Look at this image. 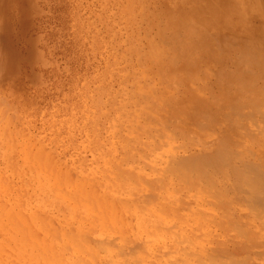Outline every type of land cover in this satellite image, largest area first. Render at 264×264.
<instances>
[{
	"label": "rangeland",
	"instance_id": "rangeland-1",
	"mask_svg": "<svg viewBox=\"0 0 264 264\" xmlns=\"http://www.w3.org/2000/svg\"><path fill=\"white\" fill-rule=\"evenodd\" d=\"M263 6L264 0H0V264H29L33 249L28 250V259L30 248L24 243L27 248L22 249V256L21 237L26 233L23 237L31 240L33 232L42 236L44 229L58 228L63 219L57 207L35 205L36 186L29 165L40 149L43 158L61 162L72 178L85 168L101 183V192L128 199L121 190H135L139 185L144 192L139 176L152 164L144 159L149 140L170 143L165 146L169 156L176 153V162H170H181L174 164L178 172L194 175L202 171H196L201 182L210 179L211 189L220 196L227 187L225 197L217 198L222 203L225 199L223 205H196L193 197L184 206L188 209L181 205L185 211L206 208L208 214L213 213L208 216L207 236L200 241L207 252L203 263L231 264L238 259L233 264H264V223L260 226L259 222L264 220ZM240 44L256 53L252 60L246 61V56L241 63L246 50L241 53L245 46ZM234 45L240 52H235ZM250 54L254 55L249 50ZM133 140L137 143L132 146ZM106 174L120 175V184L106 182ZM151 183L157 184L155 180ZM206 191L205 200L216 201L215 192L208 190L209 195ZM254 206L262 213L252 210ZM124 208L117 205L118 224L123 230L128 227L129 233L134 214L122 219ZM213 208L221 211L214 213ZM258 212L263 218H258ZM50 214L51 221L46 218ZM240 222L246 224L240 229L245 235L237 231ZM21 227L26 231L19 234ZM249 231L256 233L252 241ZM88 233L89 238L110 239L114 245L119 239V233L112 231ZM143 239L119 248L121 257L129 258L128 252ZM176 244L178 249L182 246ZM105 259L98 263L108 264ZM170 259L173 262L176 257ZM196 260L186 264H198Z\"/></svg>",
	"mask_w": 264,
	"mask_h": 264
},
{
	"label": "bare ground",
	"instance_id": "bare-ground-1",
	"mask_svg": "<svg viewBox=\"0 0 264 264\" xmlns=\"http://www.w3.org/2000/svg\"><path fill=\"white\" fill-rule=\"evenodd\" d=\"M129 2V1H128ZM124 3V2H123ZM260 3V2H259ZM255 5V4H254ZM261 5V4H260ZM133 7V6H132ZM240 7V6H239ZM264 7V6H263ZM121 8V7H120ZM127 8V7H126ZM131 8V7H130ZM134 8V7H133ZM223 10V9H222ZM200 11V10H199ZM231 11V10H230ZM234 11V10H233ZM237 11V10H236ZM234 11V12H236ZM131 12V11H129ZM239 12V11H238ZM241 12V11H240ZM237 13V14H240ZM126 13V12H125ZM169 13V12H168ZM172 13V12H170ZM169 13V15H170ZM197 13V12H196ZM218 13V12H217ZM216 13V15H217ZM245 13V12H244ZM179 14V13H178ZM214 14V13H213ZM242 14V12H241ZM184 15V14H183ZM200 15V14H199ZM212 15V14H211ZM223 15V14H222ZM221 15V16H222ZM177 16V15H176ZM186 16V15H185ZM194 16V15H193ZM203 16V15H201ZM206 16V15H205ZM227 16V15H226ZM168 17V16H167ZM182 17V16H181ZM188 17V15H187ZM186 17V18H187ZM215 17V16H214ZM213 17V18H214ZM242 17H244L242 15ZM240 16V18H242ZM153 18V17H152ZM184 20V16L182 17ZM195 18V17H194ZM208 19V16L206 17ZM205 18V20H206ZM211 17H209L210 19ZM180 19V18H179ZM188 20L191 18H187ZM203 19V18H202ZM168 20H170L168 18ZM174 20L176 21V19L174 18ZM187 20V21H188ZM186 20L183 21L187 22ZM198 21V20H197ZM209 21V20H208ZM195 24V21H192ZM240 22V21H239ZM190 24V22H188ZM197 23V22H196ZM208 23V22H207ZM206 23V24H207ZM210 23V22H209ZM199 24V22H198ZM197 24V25H198ZM205 24V23H203ZM247 23H245L246 25ZM201 25V24H199ZM198 25V26H199ZM226 25V24H225ZM164 26V25H163ZM167 26V25H165ZM181 26V25H180ZM197 26V27H198ZM173 27V26H172ZM184 27V26H183ZM192 27V26H190ZM196 27V28H197ZM199 27H203L202 25ZM225 27V26H224ZM244 27V26H243ZM247 27V26H246ZM250 27V26H249ZM171 28V26H170ZM207 28V26H206ZM209 28V27H208ZM212 28V27H211ZM248 28V27H247ZM242 29V28H241ZM165 30V29H164ZM195 30V27H194ZM198 30V29H197ZM200 30V29H199ZM212 30V29H210ZM246 30V29H244ZM243 30V31H244ZM196 31V30H195ZM235 31V30H234ZM232 31V32H234ZM164 32V31H163ZM194 32V31H193ZM197 32V31H196ZM203 32V30H202ZM162 33V32H161ZM192 33V30H191ZM208 33V32H207ZM206 33V34H207ZM211 33V32H210ZM156 34V33H155ZM199 34V31L198 33ZM236 34V32H235ZM204 35V33H203ZM159 36V35H158ZM200 36V35H199ZM234 36V35H233ZM160 37V36H159ZM172 37V36H171ZM192 37V35H191ZM202 37V34H201ZM206 37H208L206 35ZM181 38V37H180ZM245 38V37H244ZM163 39V38H162ZM166 39V38H165ZM234 38H232L231 40H233ZM246 39V38H245ZM243 40V39H242ZM158 41V40H157ZM237 40H235L234 42H236ZM160 42V41H159ZM199 42V41H198ZM238 43V42H237ZM244 43V42H242ZM233 44V42H232ZM246 44V43H245ZM263 43H261L262 45ZM193 45V44H192ZM203 45V44H202ZM226 45V44H225ZM254 45V44H253ZM159 46V45H158ZM232 46V45H231ZM241 46V48L245 45H239ZM239 46L238 50L236 45H234L233 47H236L235 52H240L239 50ZM248 46V43H247ZM247 46H245L247 48ZM255 46V45H254ZM161 47V46H160ZM164 47V46H163ZM244 47V50H242L241 53H243V51L246 50V54L244 52L245 57H240V59H244L247 58L246 56H248V60L245 59L246 61L252 60L253 56L256 55V53L254 54V51H252L250 48L247 50ZM258 47V46H257ZM256 47V48H257ZM168 48V47H167ZM170 48V47H169ZM202 48V47H199ZM226 48V47H225ZM254 48V50L256 49ZM162 50V49H161ZM201 50V49H200ZM228 50V49H227ZM249 50L250 52H253L254 55H247L249 54ZM258 50V48L256 49ZM259 51V50H258ZM262 51V50H261ZM171 52V51H170ZM169 52V53H170ZM232 52V51H231ZM230 52V53H231ZM264 52V51H263ZM163 53V52H162ZM165 53V52H164ZM261 53V52H259ZM160 54V53H158ZM157 54V56H158ZM240 54V53H239ZM264 56V53H261ZM162 56V55H161ZM236 56V55H235ZM241 56V55H240ZM252 56V58H250ZM156 57V56H155ZM159 57V56H158ZM193 58V57H192ZM263 58V57H262ZM261 58V59H262ZM256 59V63H257V58ZM153 60V59H152ZM188 60V59H187ZM264 59H262V64H264L263 61ZM241 61V60H240ZM184 62V61H183ZM206 62V61H205ZM251 62V61H250ZM210 63V62H207ZM240 63V62H239ZM244 63V60L243 62ZM240 63V64H241ZM248 65L252 64L249 62H246ZM261 63V62H260ZM184 64V63H183ZM258 64V63H257ZM182 65V64H181ZM243 65V64H241ZM240 65V66H241ZM179 66V65H178ZM186 66V65H185ZM206 66V65H205ZM245 68L247 66L243 65ZM250 66V65H249ZM200 67V66H199ZM242 67V66H241ZM192 68V67H191ZM189 69V68H188ZM181 71V70H180ZM187 72V71H186ZM184 73V71H183ZM264 81V79H261ZM252 81H250V85L251 87L252 85ZM255 82V81H254ZM253 82V83H254ZM261 89V88H260ZM263 90V89H262ZM192 94V93H191ZM242 94V92L240 93ZM146 95V94H145ZM135 96V95H134ZM197 97V96H196ZM262 97V96H261ZM264 97V96H263ZM262 97V98H263ZM246 98V97H245ZM249 98V97H248ZM247 98V99H248ZM146 99V98H145ZM203 99V98H202ZM237 99V98H236ZM242 99V98H241ZM253 99V98H252ZM258 99V98H257ZM141 100V99H140ZM235 100V99H234ZM264 101V99H262ZM248 101V100H247ZM254 101V100H253ZM256 101V100H255ZM237 102V101H235ZM234 102V104H235ZM239 102V99H238ZM251 102V101H250ZM257 102V101H256ZM261 102V101H260ZM194 103V102H193ZM197 103V102H196ZM241 103V102H239ZM253 103V102H252ZM195 104V103H194ZM231 106L232 109H234ZM261 104V103H259ZM264 104V103H262ZM261 104V105H262ZM239 106V105H237ZM256 106H258L256 104ZM259 107V106H258ZM236 108V107H235ZM241 108V107H240ZM239 108V109H240ZM261 108V107H260ZM238 110V108H236ZM142 110V109H141ZM241 110V109H240ZM262 110V109H261ZM264 110V109H263ZM236 115V114H235ZM129 117V116H128ZM227 117V116H226ZM230 117V116H229ZM232 117V116H231ZM233 118V117H232ZM236 118V117H235ZM230 119V118H229ZM234 119V118H233ZM261 120V119H260ZM122 121V120H121ZM264 121V120H263ZM191 122V121H190ZM235 122V120H234ZM238 123V122H236ZM240 124V123H239ZM140 125V124H139ZM209 125V124H208ZM230 125V124H229ZM228 125V126H229ZM263 125V123H262ZM148 127V126H147ZM207 127V125H206ZM236 127V126H235ZM140 128V127H139ZM181 128V127H180ZM145 129V128H144ZM231 129V128H229ZM120 130V129H118ZM151 130V129H150ZM211 130V129H210ZM168 130H166L167 132ZM172 131V130H171ZM131 132V131H129ZM154 132V131H153ZM115 133V132H114ZM117 133V132H116ZM257 133H259L257 131ZM261 133V131H260ZM152 134V133H151ZM161 134V133H160ZM176 134V133H175ZM155 135V134H154ZM153 135V136H154ZM157 135V134H156ZM174 135V134H173ZM261 135V134H260ZM136 136V135H135ZM149 136V135H148ZM167 136V135H166ZM165 136V137H166ZM151 137V136H150ZM168 137V136H167ZM9 138V137H8ZM155 139V138H154ZM166 140V139H165ZM173 140V138H172ZM216 140V139H215ZM97 141V140H96ZM119 141V140H118ZM129 141V140H128ZM153 141V140H152ZM151 140H149L147 142L146 145V149L147 151L144 153V159L148 160V163L152 162V165L150 166L148 172L143 176H139L140 179L142 180V182H139V184H141L143 186L144 192H142V190H140V186L137 185V189H123L121 190L122 192L120 193L123 197L128 198V199H124L121 198L119 196H110V193H104L101 192L99 189V185L101 184L95 177H90V174L88 172H86L85 168H81L82 170L78 173L76 179L72 178L69 175V172L67 171V169L61 167L60 163H58L55 160H52L53 162H51L50 159L43 158L42 156V149H40L39 147L36 149V151H38V149H40L39 155L38 154H34L33 156V161L31 163L30 161V165H29V170L32 171V182H34L35 184V189L33 190V197H35L37 199V202L35 203V205L39 208L42 207L43 205L46 206H55L57 207L62 213H63V219L60 221V226L58 228H52V227H47L48 229H44V232L42 233V236H38L37 233L33 232L34 237H32L33 239L29 240V238L26 236L25 238L23 236H25V232L26 229L21 227V232L19 231L18 233L21 234L22 232H24L23 236L21 237V243L19 244V246L21 245L23 248H20V252L22 251V249H26L27 247H29L30 249H27V251L33 249L32 252V259L30 258V253L29 251L27 252V254L29 255L28 257V263L30 264L32 262V264H97L98 261H101L100 259H104V257H106L107 259H105L108 264H140L141 262H147L149 264H186L187 262H189L190 260H194L197 258L196 262L198 264H204L203 262H205V255H206V250L203 248V245L200 243V241L204 238H206L207 236V232H206V224H207V220H208V216L210 215V212L208 214L207 209L206 208H202L200 210L198 209H189L188 211H185L184 207L185 205H187V202L189 199H192L191 197H193V202H195L196 205H223L225 202V199H221L224 200L223 203L220 202V200H218L217 198L220 196L217 194V191H215L216 189L212 188L211 189V182L210 179L209 181H207V183H209L208 185L204 184L203 182H201V180L198 177V174L196 173H192L194 175H188L187 172H184L183 170L181 171H177L178 170V166L176 167V165L174 164H178V163H171L172 161L176 162L175 160H177L176 153L172 154V156L174 155L173 159L172 156H169V150L167 148V146H165L166 144H170L168 141L166 143H156V142H152ZM175 141V140H174ZM210 141V140H209ZM222 141V140H221ZM220 141V142H221ZM252 141V140H251ZM264 141V140H262ZM120 142V141H119ZM163 142V141H161ZM226 142V140H225ZM238 142V141H237ZM98 143V142H96ZM137 143L135 140L132 141V146ZM127 144V143H126ZM204 144V143H203ZM219 144V143H218ZM231 144V143H230ZM95 145V143H94ZM122 145V143H121ZM215 145V144H214ZM217 145V144H216ZM222 145V144H221ZM224 145H226V143H224ZM117 146V145H116ZM119 146V145H118ZM129 146V143H128ZM174 147L172 148H175ZM229 146V145H228ZM34 147V146H33ZM112 147V146H111ZM110 147V148H111ZM127 147V146H126ZM220 147V146H219ZM235 147V146H234ZM117 148V147H116ZM138 148V147H137ZM172 148H169L172 150ZM229 148V147H228ZM122 149V148H121ZM126 149V148H125ZM139 149V148H138ZM215 149V148H214ZM219 149V148H218ZM221 149V148H220ZM112 150V149H111ZM120 150V149H119ZM176 150V149H174ZM222 150V149H221ZM106 151V149H105ZM108 151V150H107ZM116 151V150H115ZM114 151V152H115ZM139 151V150H137ZM233 150H231L232 152ZM44 152V149H43ZM100 152H104L103 150H101ZM122 152V151H121ZM223 152V151H222ZM237 152V150L235 151ZM112 153V152H111ZM118 153V152H117ZM126 153H128L126 151ZM165 153V154H164ZM226 153V152H225ZM239 153V152H238ZM254 153V152H253ZM44 154V153H43ZM107 154V153H106ZM131 154V153H130ZM129 154V155H130ZM133 154V153H132ZM137 154V153H136ZM222 154V153H221ZM229 154V153H228ZM227 154V155H228ZM49 155V154H47ZM105 155V154H104ZM112 155V154H111ZM115 155V154H114ZM134 155V154H133ZM132 155V156H133ZM143 155V154H142ZM167 156V158L164 157ZM234 155V154H233ZM171 157V160L169 157ZM229 156V155H228ZM49 157V156H48ZM118 157V156H117ZM135 157V156H134ZM176 157V158H175ZM225 157V156H224ZM232 157V156H231ZM105 158V157H104ZM129 158V157H128ZM131 158V157H130ZM32 159V158H31ZM30 159V160H31ZM120 159H121V154H120ZM122 160V159H121ZM120 160V162H121ZM126 160V159H125ZM182 160V159H181ZM218 160V159H217ZM123 161V160H122ZM131 161V160H130ZM137 161V160H136ZM160 161V162H159ZM168 161V163H167ZM171 161V162H170ZM237 161V160H236ZM128 162V159H127ZM126 162V163H127ZM123 163V162H122ZM181 163V162H180ZM179 163V164H180ZM233 163V162H232ZM63 164V163H62ZM105 164V162H104ZM178 164V165H179ZM65 165V164H64ZM233 165V164H232ZM30 166L32 168H30ZM130 166V165H129ZM145 166V165H144ZM205 166V165H204ZM207 166V165H206ZM219 166V165H218ZM228 166V165H227ZM251 166V165H250ZM181 167V166H180ZM222 167V165H221ZM224 167V166H223ZM242 167V166H241ZM252 167H254V165H252ZM257 167V165L255 166V168ZM140 168V167H139ZM147 168V167H146ZM184 167L182 166V169ZM259 169V167H257ZM181 169V168H180ZM219 169V168H218ZM235 169V168H233ZM237 169V167H236ZM113 170V169H110ZM118 170V169H117ZM184 170H187L184 168ZM192 170V169H191ZM190 170V171H191ZM205 171V169H203ZM207 170V169H206ZM220 170V169H219ZM231 170V169H230ZM241 170V168H240ZM261 170V169H260ZM259 170V172H261ZM88 171V170H87ZM189 171V173H190ZM193 171V170H192ZM191 171V172H192ZM209 171V170H207ZM236 171V170H235ZM243 171V170H242ZM257 171V170H256ZM178 172V173H177ZM197 172H200L197 171ZM202 172V171H201ZM200 172V174H201ZM220 172V171H219ZM237 172V171H236ZM203 173V172H202ZM206 173V171H205ZM240 173V172H239ZM243 173V172H242ZM71 174V173H70ZM191 174V173H190ZM207 175V174H206ZM256 175V174H255ZM260 175V174H259ZM131 176V175H130ZM209 176V175H208ZM207 176V177H208ZM236 176V175H235ZM239 176V175H238ZM210 177V176H209ZM262 177V176H261ZM190 182L187 183L186 181L188 179H190ZM211 178V177H210ZM244 178V177H243ZM242 178V179H243ZM262 179V178H261ZM105 180L106 182L109 181H114V183H116L117 185L120 184L121 179H120V175L114 174L112 175V177H108V174H106L105 176ZM155 180L157 182L154 183L156 184L157 188L155 189L154 185H152L151 181ZM207 180V179H206ZM234 180V179H233ZM215 183L217 182L216 180ZM237 181V180H236ZM239 183L241 180H238ZM245 181V180H244ZM234 182V181H233ZM232 182V183H233ZM242 182V181H241ZM249 182V180H248ZM204 185H203V184ZM214 184V183H213ZM219 185V183H217ZM247 184V183H246ZM245 184V185H246ZM122 185V184H121ZM211 185V186H210ZM222 185V184H221ZM234 185V184H233ZM244 185V184H243ZM244 185V187H245ZM207 186V187H206ZM216 186V184H215ZM256 186V185H255ZM205 187V188H204ZM209 187V189H207ZM213 187V186H212ZM217 187V186H216ZM215 187V188H216ZM222 186L218 187L221 188ZM232 187V185H231ZM249 187V186H248ZM121 188V187H120ZM225 190H221V192L226 191L227 187H223ZM99 189V190H98ZM214 189V192L217 194H215L212 190ZM246 189V187H245ZM251 189V187L249 188ZM256 189V188H255ZM4 190V189H3ZM207 190V191H206ZM208 190H211L214 193V196H216V201H211L208 197V202L205 200L206 197L204 198V193L205 191L208 193ZM235 190V189H234ZM260 190V189H257ZM261 191V190H260ZM259 191V192H260ZM219 192V191H218ZM219 192V194L221 193ZM221 193V196L223 194L222 197L224 196V193ZM241 192V191H240ZM258 192V191H257ZM264 192V191H263ZM206 193V194H207ZM228 193V197L231 198L232 194H229L230 192H226V196ZM237 193V191H236ZM243 193V192H242ZM209 195L212 194L211 192L208 193ZM207 194V195H208ZM234 194V193H233ZM251 194V193H250ZM230 195V196H229ZM244 195V194H243ZM249 195V194H248ZM247 195V197H248ZM253 195V193H252ZM261 195V194H260ZM263 195V194H262ZM212 196V195H211ZM220 196V197H221ZM238 196V195H236ZM234 198H237V197ZM254 196V195H253ZM252 196V197H253ZM130 197V198H129ZM189 197V199H188ZM219 197V198H220ZM221 197V198H222ZM251 197V196H250ZM13 198V197H12ZM232 198V199H234ZM245 198V196H244ZM260 198V197H259ZM264 198V195H263ZM204 199V200H202ZM228 199V198H227ZM231 199V202L233 201ZM249 198H247L248 200ZM34 200V199H33ZM220 202L218 204V201ZM236 200V199H235ZM234 200V201H235ZM238 199L236 200V203ZM261 201V199H259ZM264 202V199H262ZM226 201H230V200H226ZM241 201V199H240ZM251 201V200H250ZM35 202V201H34ZM46 202L48 203V205L46 204ZM192 202V203H193ZM214 202V204H213ZM258 202V201H257ZM190 204L191 201L189 202ZM234 203V202H233ZM232 203V204H233ZM240 202L238 201V204ZM252 203V201H251ZM254 203V202H253ZM194 204V203H193ZM237 204V205H238ZM263 204V203H262ZM5 205V204H4ZM117 205H121L122 207H125L124 209H126L127 211H124V213L122 214V219L123 216L124 217H131L132 214L133 215V224H130L131 221L128 223L130 224L129 226V233H128V227L126 229L122 228V226H120L118 224V215H117ZM183 205V207L181 206ZM228 205H231L228 204ZM235 205V204H234ZM260 205V204H259ZM256 206V205H255ZM254 206V207H255ZM224 207V206H223ZM229 207V206H228ZM231 207V206H230ZM248 207V206H247ZM251 207L253 208L252 210H256L257 207ZM222 208V207H221ZM53 209V208H52ZM188 209V208H187ZM229 209V208H228ZM249 209V208H248ZM258 209V208H257ZM51 210V209H50ZM214 213L220 212L221 209L219 210V208H213ZM251 210V211H252ZM259 210V209H258ZM264 210V209H263ZM23 211V210H22ZM228 211V210H227ZM226 211V212H227ZM121 212V211H120ZM229 212V211H228ZM227 212V213H228ZM250 212V211H249ZM256 212V211H255ZM259 212H261V208L259 210ZM258 212V218H263L262 216L260 217V214ZM234 212L232 211L231 214H233ZM248 213V211H247ZM246 213V215H247ZM262 213V212H261ZM213 214V213H212ZM257 214V213H256ZM131 215V216H130ZM205 215H207L205 217ZM244 215V214H243ZM264 215V213L262 214ZM25 216V215H24ZM211 216V215H210ZM209 216V217H210ZM235 216V215H234ZM249 216V215H248ZM26 217V216H25ZM46 217V216H45ZM51 217L52 214L48 215L46 218L47 220L51 221ZM253 217V215H252ZM237 218V217H236ZM239 218V217H238ZM255 219H258L257 216L254 215ZM25 219V218H24ZM230 221L233 219V216H229ZM54 220V219H53ZM132 220V219H131ZM246 220V218H245ZM29 221V220H28ZM125 222V221H124ZM128 222V220L126 221ZM235 222V220H234ZM261 222L260 226L264 223V220L260 221ZM263 222V223H262ZM28 223V222H26ZM35 223V222H34ZM228 223V222H227ZM16 224L18 226H23L20 225V222L18 223V221H16ZM29 224V223H28ZM37 224V223H36ZM47 224V223H46ZM53 225L55 224L54 222L52 223ZM51 224V226H52ZM231 224V223H230ZM240 224H242L240 222ZM30 225V224H29ZM41 225V223H40ZM38 225V226H40ZM123 225V224H122ZM192 225V226H191ZM236 225H238L237 223L234 224L233 227H235ZM244 224L241 225V227H236L239 231V233H242L243 229L242 226ZM246 225V224H245ZM244 225V226H245ZM259 225V224H258ZM56 226H58V224H56ZM264 226V224H263ZM262 226V227H263ZM25 227V226H24ZM33 227V226H32ZM247 227V226H246ZM261 227V228H262ZM23 228V229H22ZM25 229V230H24ZM40 229V228H39ZM242 229V230H240ZM88 230H94L96 233H98V235L107 232L108 231H112V232H117L119 233V239L118 242H115L116 245H114L112 242H110L111 240L108 239L105 241L102 240L101 238H96V239H92L87 237L89 236ZM235 230V229H234ZM30 231V229H29ZM32 231V230H31ZM30 231V232H31ZM35 231V227L34 230ZM127 231V232H126ZM264 231V230H263ZM37 232V231H36ZM39 232V231H38ZM245 232V231H244ZM243 232V234H244ZM246 233V232H245ZM41 234V233H40ZM111 234V233H110ZM109 234V235H110ZM116 234V233H115ZM250 234V238H248L249 241L254 240L256 233L254 231H249ZM27 235V234H26ZM32 235V236H33ZM105 235V234H103ZM245 235V234H244ZM38 236V237H37ZM238 236V235H237ZM242 236V235H241ZM105 237V236H104ZM245 237V236H244ZM24 238V239H23ZM28 238V239H27ZM103 238V237H102ZM139 238H144L141 245H139L138 248L134 249L133 252H128L130 254L129 258H123V251H121L122 247L124 248L126 245H128L129 243H131L132 241H136ZM246 238V237H245ZM210 239V238H209ZM229 239V238H227ZM139 242V241H138ZM141 242V241H140ZM177 243H180L182 246L179 247V249L175 246H177ZM220 242V240H219ZM235 242V241H234ZM242 242V241H241ZM27 247H24L25 245ZM29 245H27V244ZM17 244V243H16ZM178 244V246L180 245ZM216 244V243H214ZM244 244V243H243ZM24 245V246H23ZM242 245V243L240 244ZM248 245H252L250 244V242H248ZM247 245V246H248ZM13 246V245H12ZM227 246V245H226ZM246 246V247H247ZM32 247V248H31ZM249 247V246H248ZM119 248L120 251L122 252L121 255H123L121 257L120 252H119ZM220 248V247H219ZM240 248V247H239ZM24 249V250H25ZM220 250V249H219ZM224 251V250H223ZM234 252V251H233ZM24 253H26L24 251ZM126 253V252H125ZM128 253H126V255H128ZM258 253V252H257ZM264 253V252H263ZM21 254V253H20ZM247 254V253H246ZM22 256L23 255V251H22ZM132 255V256H131ZM214 255V254H213ZM213 255H211L210 253V257H212ZM216 255V254H215ZM218 255V254H217ZM174 256L176 257V259H173V262H170L171 259L170 257ZM207 256V255H206ZM234 257V255H227V257ZM25 257V258H27ZM214 257V256H213ZM217 257V256H216ZM215 257V258H216ZM21 259H23L24 257H20ZM131 258V259H130ZM104 260V261H105ZM111 262H110V261ZM131 260V261H130ZM238 259H235L231 262V264L235 263ZM24 261V260H23ZM22 261V262H23ZM105 261V262H106ZM136 261H141L140 263L136 262ZM251 261V260H250ZM217 262V260L215 261ZM247 262V260H246ZM252 262V261H251ZM21 263V262H20ZM27 263V261L25 262ZM102 264H104L103 262H101ZM243 262L239 263L242 264ZM260 263V262H259ZM262 263V262H261ZM23 264V263H22ZM99 264V263H98ZM196 264V263H195ZM230 264V262H229ZM238 264V263H236ZM248 264V262L246 263Z\"/></svg>",
	"mask_w": 264,
	"mask_h": 264
}]
</instances>
